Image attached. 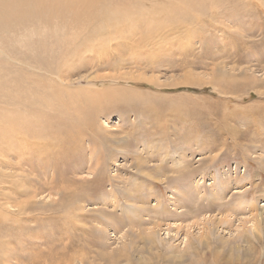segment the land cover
<instances>
[{"label":"rangeland","instance_id":"rangeland-1","mask_svg":"<svg viewBox=\"0 0 264 264\" xmlns=\"http://www.w3.org/2000/svg\"><path fill=\"white\" fill-rule=\"evenodd\" d=\"M133 13L16 44L65 57L76 100L107 93L66 96L69 125L47 128L46 146L6 145L0 264H264V0H140Z\"/></svg>","mask_w":264,"mask_h":264},{"label":"bare ground","instance_id":"bare-ground-1","mask_svg":"<svg viewBox=\"0 0 264 264\" xmlns=\"http://www.w3.org/2000/svg\"><path fill=\"white\" fill-rule=\"evenodd\" d=\"M134 1L140 0H0V53L6 55L9 59L7 61V58L6 60L0 56L1 156H4L7 151L6 145L10 143V146L21 144L19 155L23 156L26 150L37 149L38 145L47 143V137L51 135L49 131H46L47 128L52 127L51 131L59 132L57 129L63 130L62 127H68L69 124L66 123L65 119L63 122L61 117L70 114L69 111L66 112L67 108L63 104L66 101L72 100L71 102L75 104L81 99L89 100L93 98L95 102H98L102 100L100 97L103 96L102 98H104L105 92L107 93V91L99 92L96 88V90L92 88L94 92H89V97H80L76 100L74 94L77 93L80 96V93L64 81L63 68L66 69L68 62L65 61V57H62L63 54L61 52L54 54L62 57L59 62L57 58L55 63V60L47 61L46 57H44L45 55L42 56L41 54L22 55L19 53L20 49H17L16 44H22L24 49L35 48L32 41L34 35L42 36L45 42L49 43V39L51 42L55 40L53 32L57 31L66 32V38L69 37V34L85 35L86 31H89L88 34H90L93 26L107 18L109 21L116 23H122L123 20L126 22L141 20L142 17H136L134 13L132 14V3ZM111 11L117 15L114 16L115 14L113 15ZM109 12H111L112 16L106 17ZM141 12L143 15L147 14L144 10ZM143 17L145 19L147 16ZM98 24L95 26L97 30L99 28H97ZM51 31L52 33H50ZM24 38L31 40L24 42ZM64 40L61 39V41ZM48 45L50 46V44ZM58 45L60 47L61 44L58 43ZM11 69L16 74H11L10 76L8 71H11ZM85 89L87 88H81L79 91L85 94L87 93L84 92ZM108 90L116 92L121 91L122 88L114 86L108 88ZM66 96L69 97V100ZM77 112H79L78 109ZM77 112L75 111L74 113ZM82 113L79 112L76 115L79 116ZM58 123H60V126ZM72 123L74 124V122ZM61 132L67 133V131ZM253 229H258V226L254 225Z\"/></svg>","mask_w":264,"mask_h":264}]
</instances>
